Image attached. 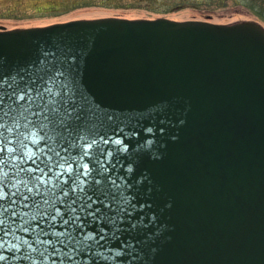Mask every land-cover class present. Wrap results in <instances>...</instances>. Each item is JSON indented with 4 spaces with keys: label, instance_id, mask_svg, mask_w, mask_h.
Listing matches in <instances>:
<instances>
[{
    "label": "water",
    "instance_id": "1",
    "mask_svg": "<svg viewBox=\"0 0 264 264\" xmlns=\"http://www.w3.org/2000/svg\"><path fill=\"white\" fill-rule=\"evenodd\" d=\"M0 264H264V27L0 29Z\"/></svg>",
    "mask_w": 264,
    "mask_h": 264
},
{
    "label": "rangeland",
    "instance_id": "2",
    "mask_svg": "<svg viewBox=\"0 0 264 264\" xmlns=\"http://www.w3.org/2000/svg\"><path fill=\"white\" fill-rule=\"evenodd\" d=\"M105 17L169 18L234 24L264 19L240 0H0V29Z\"/></svg>",
    "mask_w": 264,
    "mask_h": 264
},
{
    "label": "snow or ice",
    "instance_id": "3",
    "mask_svg": "<svg viewBox=\"0 0 264 264\" xmlns=\"http://www.w3.org/2000/svg\"><path fill=\"white\" fill-rule=\"evenodd\" d=\"M20 99H24L23 96L20 97ZM85 169H87V166L85 165ZM71 171V169H69ZM85 174L87 175V172H85ZM81 194H83V188L80 189ZM89 203H91V200H89ZM87 205H85L86 207ZM75 208H71L69 209V212L71 213V215L69 216L68 219H64L63 215H67L66 214H61L59 211V208H54L53 209V215L50 217L53 221V223L56 222L57 216H60V222L64 225V232L62 233H58L57 235L60 236L61 238H67L70 241L75 239V234L72 233V229L69 228V225H71L73 228L77 227V222L79 221L80 217L78 215L75 214ZM79 231V229H78Z\"/></svg>",
    "mask_w": 264,
    "mask_h": 264
},
{
    "label": "trees",
    "instance_id": "4",
    "mask_svg": "<svg viewBox=\"0 0 264 264\" xmlns=\"http://www.w3.org/2000/svg\"><path fill=\"white\" fill-rule=\"evenodd\" d=\"M252 8L260 17L264 19V0H240Z\"/></svg>",
    "mask_w": 264,
    "mask_h": 264
}]
</instances>
